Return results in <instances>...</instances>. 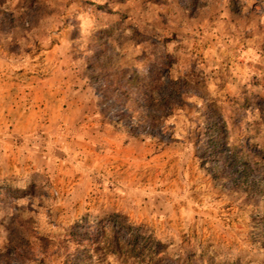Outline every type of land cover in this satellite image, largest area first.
Instances as JSON below:
<instances>
[{"label":"rangeland","instance_id":"obj_1","mask_svg":"<svg viewBox=\"0 0 264 264\" xmlns=\"http://www.w3.org/2000/svg\"><path fill=\"white\" fill-rule=\"evenodd\" d=\"M78 256L264 264V0H0V264Z\"/></svg>","mask_w":264,"mask_h":264},{"label":"trees","instance_id":"obj_2","mask_svg":"<svg viewBox=\"0 0 264 264\" xmlns=\"http://www.w3.org/2000/svg\"><path fill=\"white\" fill-rule=\"evenodd\" d=\"M228 162L230 163V165L236 166V172H239L240 174V181L249 183L251 185L255 184L256 179L249 178L251 170H250V165L248 163H246L245 161H239L234 155L228 156ZM127 229H128L127 230L128 232L125 234H119L120 232L118 230V234L112 235L111 237L112 241H110L109 243L112 244L114 251L119 253L121 251L120 243H122L123 247L124 246L128 247L127 249L129 250H127L126 252H128V254H130L131 257H137V259H140L143 262L151 263V261L153 260L155 261L156 259L157 261L163 260L162 258H158L159 257L158 242H154L149 237H143L139 234L130 233L129 228ZM75 234L76 232L75 230H73V235ZM99 234H100L99 237H101V239L105 238L104 230ZM80 237H85V234L82 233ZM87 237H89L90 239H93L91 233H88ZM95 239L97 240V238ZM75 259L77 260V264H84V261L86 260V259H82L81 256L75 257Z\"/></svg>","mask_w":264,"mask_h":264}]
</instances>
